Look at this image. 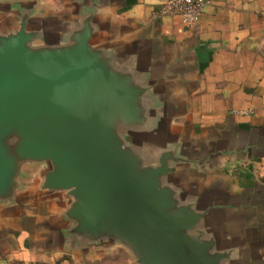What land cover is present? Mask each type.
Listing matches in <instances>:
<instances>
[{"label":"crops","instance_id":"1","mask_svg":"<svg viewBox=\"0 0 264 264\" xmlns=\"http://www.w3.org/2000/svg\"><path fill=\"white\" fill-rule=\"evenodd\" d=\"M164 0H0V32L28 27L58 41L90 16L91 41L146 74L160 134L184 158L175 173L208 209L229 264H264V0H209L199 22L156 16ZM46 164L24 168L19 201L0 205V264H138L120 243L70 236L64 192L41 189Z\"/></svg>","mask_w":264,"mask_h":264},{"label":"water","instance_id":"2","mask_svg":"<svg viewBox=\"0 0 264 264\" xmlns=\"http://www.w3.org/2000/svg\"><path fill=\"white\" fill-rule=\"evenodd\" d=\"M0 32V205L19 201L24 168L45 163L41 189L64 192L68 233L120 243L138 264H229L175 173L186 160L154 147L153 84L94 44L90 16L58 41L28 27Z\"/></svg>","mask_w":264,"mask_h":264},{"label":"built area","instance_id":"3","mask_svg":"<svg viewBox=\"0 0 264 264\" xmlns=\"http://www.w3.org/2000/svg\"><path fill=\"white\" fill-rule=\"evenodd\" d=\"M209 0H164L155 10L156 16L176 15L185 26H194L199 22L203 7ZM9 264H48L35 261H12Z\"/></svg>","mask_w":264,"mask_h":264}]
</instances>
